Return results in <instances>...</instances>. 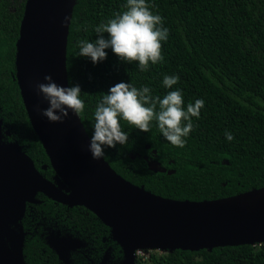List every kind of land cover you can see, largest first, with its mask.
<instances>
[{
    "label": "trees",
    "instance_id": "trees-1",
    "mask_svg": "<svg viewBox=\"0 0 264 264\" xmlns=\"http://www.w3.org/2000/svg\"><path fill=\"white\" fill-rule=\"evenodd\" d=\"M27 0H0V126L26 135L28 148L47 163L16 81L15 54ZM126 0H74L66 41L67 85L78 83L85 109L78 114L90 138L93 111L108 89L120 81L147 85L163 96L164 75H177L185 105L203 99L199 118L183 147L173 146L155 121L142 133L127 121L128 141L106 148L104 160L115 173L143 190L173 201H211L264 188V0H148L169 29L161 44L163 61L141 71L108 50L95 66L79 56L76 42L94 40L95 27L125 10ZM13 127V128H12ZM225 131L233 139H225ZM28 153L32 154L28 150ZM154 162L158 171L148 163ZM76 215L89 233L72 264H123L112 230L82 208ZM151 264H264V242L152 253ZM59 264V261L55 262ZM135 264H140L136 258Z\"/></svg>",
    "mask_w": 264,
    "mask_h": 264
},
{
    "label": "water",
    "instance_id": "water-1",
    "mask_svg": "<svg viewBox=\"0 0 264 264\" xmlns=\"http://www.w3.org/2000/svg\"><path fill=\"white\" fill-rule=\"evenodd\" d=\"M73 3L27 0L15 54L16 81L29 123L69 193L42 179L27 158L19 170L26 177L19 188L39 190L57 202L90 211L112 230L124 252L123 264H135L139 250L211 251L264 242V188L201 202L151 194L119 177L103 158H91L78 114L50 123L36 110L37 105L47 107L36 92L46 75L68 86L66 41Z\"/></svg>",
    "mask_w": 264,
    "mask_h": 264
},
{
    "label": "clouds",
    "instance_id": "clouds-1",
    "mask_svg": "<svg viewBox=\"0 0 264 264\" xmlns=\"http://www.w3.org/2000/svg\"><path fill=\"white\" fill-rule=\"evenodd\" d=\"M125 10L115 13L94 29V40L82 39L76 42L79 56L89 60L93 66L102 63L108 50L122 63L136 62L141 71L163 61L161 44L168 39L169 29L164 26L163 17L154 14L148 0H126ZM177 75H164L163 96H153L147 85L137 88L130 82L120 81L111 86L95 105L94 123L87 145L93 160L105 156L106 148H116L128 141V133L121 128V121H127L137 130L147 133L155 121L160 134L170 144L183 147L193 129L192 118H199L205 106L203 99H196L185 105L182 90L173 88L179 82ZM37 95L47 107L36 110L50 123H63L69 114H80L85 109L78 83L72 86L57 84L50 75L36 85ZM225 139L233 136L225 131Z\"/></svg>",
    "mask_w": 264,
    "mask_h": 264
},
{
    "label": "flooded vegetation",
    "instance_id": "flooded-vegetation-1",
    "mask_svg": "<svg viewBox=\"0 0 264 264\" xmlns=\"http://www.w3.org/2000/svg\"><path fill=\"white\" fill-rule=\"evenodd\" d=\"M25 137L18 129L0 126V264H72L89 233V228L74 220L76 215L85 216L83 207L57 202L39 190L19 188L26 178L19 170L27 158L42 179L69 193L49 158L47 163L39 158ZM104 255H99V264Z\"/></svg>",
    "mask_w": 264,
    "mask_h": 264
},
{
    "label": "rangeland",
    "instance_id": "rangeland-1",
    "mask_svg": "<svg viewBox=\"0 0 264 264\" xmlns=\"http://www.w3.org/2000/svg\"><path fill=\"white\" fill-rule=\"evenodd\" d=\"M148 165L154 171L159 170L157 165L154 162H149ZM164 252H165L164 250H160V249H152V250L143 251L139 257L140 264H151L148 260V257L150 254L152 253L161 254Z\"/></svg>",
    "mask_w": 264,
    "mask_h": 264
},
{
    "label": "built area",
    "instance_id": "built-area-1",
    "mask_svg": "<svg viewBox=\"0 0 264 264\" xmlns=\"http://www.w3.org/2000/svg\"><path fill=\"white\" fill-rule=\"evenodd\" d=\"M144 250H139V251H136V257L139 258L141 253L143 252Z\"/></svg>",
    "mask_w": 264,
    "mask_h": 264
}]
</instances>
